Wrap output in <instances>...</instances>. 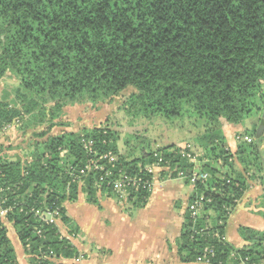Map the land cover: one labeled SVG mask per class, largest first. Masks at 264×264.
<instances>
[{"label":"trees","instance_id":"trees-1","mask_svg":"<svg viewBox=\"0 0 264 264\" xmlns=\"http://www.w3.org/2000/svg\"><path fill=\"white\" fill-rule=\"evenodd\" d=\"M7 75L19 101L0 95V130L15 123L33 141L23 159L0 147V264H18L1 213L28 264H66L80 255L56 225L78 235L64 203L83 194L92 205L101 196L144 207L154 184L148 168L192 187L176 241L181 263L264 264V231L240 227V248L225 239L251 184L263 189L264 209V131L245 130L253 139L235 156L222 132V122L239 125L254 113L264 125V0H0V79ZM128 88L126 116L189 120L192 140L121 153L109 127L52 133L68 126L61 118L70 106ZM100 166L112 179L140 182L121 198L107 181L99 185ZM193 172L207 178L192 184ZM199 201L196 218L190 206Z\"/></svg>","mask_w":264,"mask_h":264},{"label":"rangeland","instance_id":"rangeland-1","mask_svg":"<svg viewBox=\"0 0 264 264\" xmlns=\"http://www.w3.org/2000/svg\"><path fill=\"white\" fill-rule=\"evenodd\" d=\"M16 87L17 80L13 76L7 75L5 78L0 79V95H6L8 101H19L16 98ZM132 92H134V90L128 88L126 91L112 98L110 101L100 102L97 103V105L91 104L90 102H82L70 106V108L64 110L65 113L61 118V121L64 123V125L68 124V126L65 128L56 127L52 130V133L59 134L63 130L79 132L83 128L91 129L94 127H109L119 135L120 141L117 142V145L119 146L118 150L121 153L123 150L138 152L142 147L148 146L152 148L167 144L181 145L186 141L192 140L194 131L191 129L193 126L189 120L174 121L167 120L161 116L147 118L143 115L136 116L135 113H128L126 116V114L123 113L121 109L128 96ZM260 116V113H254L243 123L239 125H233V127L238 128H231L238 132H235L231 137V141L235 145L232 149L233 153H231L230 148H228L229 152L233 156H235V152L237 151V145L241 144V142L245 143V141H242L243 138H252L250 135L245 134L247 133L245 130L251 131L254 127H256V129L261 128L260 131H264V125L261 126L260 123L257 122ZM8 125H10V129L7 131H5L7 125L0 130V133L3 132V129L5 131V133L0 134V147L4 149L2 154L6 153L12 159L17 157L23 159L25 154L29 152V147L33 141L31 133L29 130H26V132L23 131L21 126L15 127V123L12 124V126L11 124ZM10 148L11 150H9ZM5 149H8L9 151H6ZM235 164L239 165L236 161ZM170 184L171 187H166L162 191V194H160L158 197L157 195L153 196L144 207L131 208L129 204L124 202H122V204L117 203L116 205H118L122 210V212L118 214L114 213V210L110 206L105 207L103 210H98L94 206L95 204H83V198L85 195L80 194L81 197L75 202L76 205L72 207L75 208L76 213L78 212L76 216L73 214L70 208L73 204L70 203L67 206L68 214L71 215L76 223H78L83 231L82 234L85 235V238H83L80 236V232L78 231V241H84V243L87 245V248L90 249L89 243L91 242V239L96 241L98 237L102 238L100 234L101 232H106V228L103 227L95 230L96 228H94V223L99 222V225H104V222L109 221L111 226L110 229H112V232H115L118 227L121 226V222L123 221L122 218H124L123 215L126 216V223L129 224L133 230L146 233L148 238L151 231L158 230L159 227H162L163 235L168 234L177 225L176 221L178 214L180 213L178 208L179 206L174 207L173 203L170 202V198L175 197V199H181L190 191V186L184 184V181L181 179H173L171 180ZM173 186L179 187V194L181 196L178 195V190H176ZM250 194L252 199H256L255 202H259L257 199L258 191L256 189H254V191L252 190ZM104 198L105 197L102 199V197L99 196L100 205L105 200H109L110 203H116V200L112 197L106 199ZM122 213L123 215H121ZM176 233L177 230L175 231V235ZM125 234L130 235L129 233ZM8 237L11 241H13L12 233L9 234ZM93 247V252L98 253L95 245ZM170 247H173L172 243L170 244ZM100 253H103L102 250H100ZM67 261L70 262L72 260ZM68 264L75 263L72 262Z\"/></svg>","mask_w":264,"mask_h":264},{"label":"crops","instance_id":"crops-1","mask_svg":"<svg viewBox=\"0 0 264 264\" xmlns=\"http://www.w3.org/2000/svg\"><path fill=\"white\" fill-rule=\"evenodd\" d=\"M233 125L227 124L226 122H222V132L226 139L227 148H230L231 153H233L234 144L231 141V137L233 134L237 131L233 129H238L233 127ZM230 133V134H229ZM161 171L155 170L154 171V184L152 186L151 195L148 199L151 200L153 196L157 195V197L162 194V191L166 187H171V180L170 178L164 177L161 178L160 174ZM180 180V179H177ZM182 180V179H181ZM176 190H178L179 194V187L173 186ZM256 189L258 191L257 199L259 202H255V198L252 199V196H250L251 191ZM192 192V187L190 186V191L184 195L181 199H175V197L170 198V202L173 203L174 207H178L180 210V213L178 214L177 218V225L174 227L171 232L168 234H164L162 232V227H159L158 230H152L150 233V236L148 238L146 233H142V231L133 230V228L127 224L126 216L123 215L124 218L121 222V226L118 227V229L115 232H112L110 222H104V225H99V222L94 223L95 230L99 228H106V232H101V237H98L96 241L94 239H91V242L89 243V248H87L86 243L78 241V236H82L85 238V235L82 234L83 231L78 225V223L75 222V220L71 217V215L68 214V217H70L78 226L79 234L76 237L71 238L68 235L67 228L61 224L60 222H56V225L58 227L59 232L63 237L69 238L74 248L78 251L79 255L83 257V259L78 264H180L179 258L177 256V249L175 246V241L178 239L180 235V228L183 221V213L188 207V198ZM263 193V189L261 187L252 185L249 190L244 194L242 199L238 202L234 210L231 212L227 225L225 228V239L228 243L233 245L235 248H240L243 246L244 242L241 240L238 234V229L240 227H247L254 230H257L259 232L264 231V218L262 217L261 213L264 211V209L260 206V197ZM81 197V195L78 197ZM256 197V196H255ZM109 198V197H106ZM104 198V199H106ZM84 202L83 204H86L87 201L85 200V197L83 198ZM99 199V198H98ZM103 199V197H102ZM147 201V202H148ZM76 202V201H75ZM73 202L71 208V211L76 216L75 208H72L76 205V203ZM100 200L98 201L99 204ZM118 202H112L110 203L109 200H105L99 204L94 205L98 210H103L105 207L110 206L114 213L118 214L121 213V208L116 205ZM258 203V204H257ZM69 202L64 203V207L67 211V206L69 205ZM89 204V203H88ZM92 205V204H91ZM107 205V206H106ZM73 215V216H74ZM128 219V218H127ZM1 222L7 229V236L12 233V246L14 248V252L16 254L17 262L18 264H28L27 257L24 254V251L19 244L15 231L13 230L12 226L6 222L4 218V214L1 213ZM177 230V233L175 235V231ZM99 231V230H98ZM122 233V234H120ZM125 233H129L130 235H127ZM89 239V238H88ZM173 244V247H170V244ZM95 245L97 252H93V246ZM168 247V248H167ZM175 249V251H174ZM100 250H102L103 253H100ZM63 263H72V261H61ZM74 263V262H73ZM185 264V263H182ZM192 264V263H189ZM193 264H206V263H193Z\"/></svg>","mask_w":264,"mask_h":264},{"label":"built area","instance_id":"built-area-1","mask_svg":"<svg viewBox=\"0 0 264 264\" xmlns=\"http://www.w3.org/2000/svg\"><path fill=\"white\" fill-rule=\"evenodd\" d=\"M10 129V126H7L5 128V130H8ZM242 141H245L246 143H249L252 141V139L250 137H245L243 138ZM91 147V144H89L86 148H89ZM103 159H106L109 161V163L111 164V166L113 167V162H114V158L111 154H107L105 156H103ZM90 164H91V160L88 161V164L85 166L84 169H81L79 171V174L80 175H85V171L91 169L90 168ZM94 166V163H92V167ZM95 170H98L101 173L100 177H99V185L102 184L104 181H107L108 185L111 186L112 188V192L123 198L126 196V187L129 186V185H132V186H135V185H138L137 183L140 182V180H135V179H129V178H123V180H116V179H112V174L110 172V170H107V169H104L102 166L100 167H94ZM154 169L155 168H148L147 170L150 172V173H153L154 172ZM207 178V174H199V173H196V172H193L190 176V182L193 184V183H196V182H199V181H202V180H205ZM201 201L195 203V204H192L190 206V210L192 212V215L194 217H198L200 214H201ZM52 216V215H51ZM49 216V217H46V219H48L50 222H52L53 218ZM83 259L82 256H79L78 258L74 259L73 262L75 264H78L81 260Z\"/></svg>","mask_w":264,"mask_h":264},{"label":"water","instance_id":"water-1","mask_svg":"<svg viewBox=\"0 0 264 264\" xmlns=\"http://www.w3.org/2000/svg\"><path fill=\"white\" fill-rule=\"evenodd\" d=\"M260 129V128H259ZM260 131V130H259Z\"/></svg>","mask_w":264,"mask_h":264}]
</instances>
